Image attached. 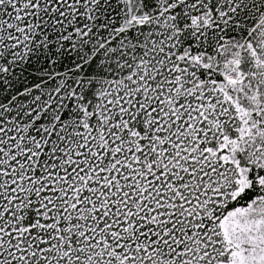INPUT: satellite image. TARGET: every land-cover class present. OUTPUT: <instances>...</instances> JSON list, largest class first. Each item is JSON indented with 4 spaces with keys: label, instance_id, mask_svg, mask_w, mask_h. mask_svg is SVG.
<instances>
[{
    "label": "snow or ice",
    "instance_id": "obj_1",
    "mask_svg": "<svg viewBox=\"0 0 264 264\" xmlns=\"http://www.w3.org/2000/svg\"><path fill=\"white\" fill-rule=\"evenodd\" d=\"M0 264H264V0H0Z\"/></svg>",
    "mask_w": 264,
    "mask_h": 264
}]
</instances>
